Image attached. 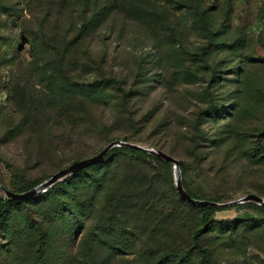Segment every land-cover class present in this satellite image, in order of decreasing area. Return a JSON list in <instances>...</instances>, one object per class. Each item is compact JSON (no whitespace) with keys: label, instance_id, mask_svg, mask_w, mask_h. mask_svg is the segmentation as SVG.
<instances>
[{"label":"rangeland","instance_id":"1","mask_svg":"<svg viewBox=\"0 0 264 264\" xmlns=\"http://www.w3.org/2000/svg\"><path fill=\"white\" fill-rule=\"evenodd\" d=\"M132 1L139 5L135 12L129 8ZM84 2L0 0L7 21L0 36H9L13 48L0 47V184L12 191L38 185L110 140L125 138L178 159L182 183L198 197L229 202L254 193L264 198V0H121L124 11L116 10V3L111 16L89 8L106 0ZM86 15L117 18L124 27L103 24L68 53L72 61L66 65L53 47L29 49L25 42L69 31L63 22ZM98 68L120 84L117 98L102 111L110 124L107 139L88 138L78 149L50 157L27 149L24 139H9L8 132L23 123L11 93L42 91L49 77L58 82L63 74L88 83ZM148 160L165 174L167 181L157 183L160 189L177 194L174 166ZM182 201L185 227L175 237L187 247L186 264H201L190 233L202 214ZM249 203L215 207L220 210L211 213L200 235L209 264H264V210ZM7 229L0 231V252Z\"/></svg>","mask_w":264,"mask_h":264},{"label":"trees","instance_id":"2","mask_svg":"<svg viewBox=\"0 0 264 264\" xmlns=\"http://www.w3.org/2000/svg\"><path fill=\"white\" fill-rule=\"evenodd\" d=\"M116 3L119 5L116 10L122 13L121 0L96 2L89 8L96 11L101 8L111 16L108 11ZM138 7L135 1L129 4L134 12ZM4 9L0 4L1 29L7 23L2 19ZM136 18L146 24L145 18ZM120 22L117 18L86 15L80 21L63 22L69 31L27 37L25 42L29 49H36L38 45L53 47L60 56L58 61L66 65L72 61L68 53L78 50L87 35L105 23L114 30L124 27ZM2 45L13 50L9 36H0ZM104 74L98 68L88 83L73 81L66 74L57 82L58 77L51 76L42 91L11 93L9 100L18 107L23 123L19 130L16 127L8 132L9 139H24L27 149L41 157L74 151L88 138L107 139L110 124L102 111L115 101L120 84ZM3 88L0 85V90ZM148 159L171 165L140 149L114 147L100 162L33 198L13 201L0 195V231L8 228L7 242L1 246L0 264H186L187 247L180 245L175 237L185 227V209L179 206L184 205L183 201L167 187L164 191L160 189L157 183L166 180L165 174L151 167ZM135 166L142 167L143 171L127 170ZM180 167L183 168L181 163ZM66 182L69 183L64 185ZM35 185L14 191L23 192ZM183 186L192 197L204 199ZM32 202L36 211L30 208ZM14 207L17 211H13ZM189 207L202 214L199 226L190 233L191 248L200 253L201 264H209V250L200 243V235L208 229L211 213L220 209L191 204ZM110 238L114 240L109 242ZM128 256L132 260L125 258Z\"/></svg>","mask_w":264,"mask_h":264},{"label":"water","instance_id":"3","mask_svg":"<svg viewBox=\"0 0 264 264\" xmlns=\"http://www.w3.org/2000/svg\"><path fill=\"white\" fill-rule=\"evenodd\" d=\"M114 147H127V148H136L143 150L147 152L148 154L154 156L155 158L162 160L164 162L171 163L174 166L175 169V190L179 197L186 201L187 203L191 204L192 206H209V207H227L230 205H234L237 203H246V202H253L255 204H258L262 207H264V198L261 196H258L254 193H247L244 195H241L237 200H232L229 202H217L212 201L209 199H198L192 197L184 188L181 175L179 171V160L174 158L173 156L161 151L160 149L156 148H147L143 145L136 144L133 142L125 141L122 139H115L109 141L99 152L96 154L82 158L80 160H77L75 162H72L71 164L67 165L66 167H63L59 169L58 171L51 174L48 178H46L44 181L39 183L38 185L32 187L31 189H28L23 192H15L12 191L3 185L0 184V195L13 200V201H24L28 200L30 198H33L47 190H49L54 184L58 183L59 181L65 180L67 177L71 176L72 174L88 167L91 165H94L101 160L104 159L106 154Z\"/></svg>","mask_w":264,"mask_h":264}]
</instances>
